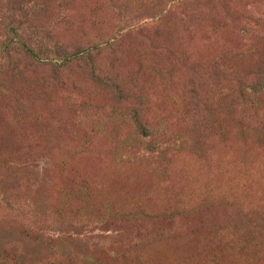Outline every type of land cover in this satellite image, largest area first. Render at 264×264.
<instances>
[{"label":"rangeland","instance_id":"374dc122","mask_svg":"<svg viewBox=\"0 0 264 264\" xmlns=\"http://www.w3.org/2000/svg\"><path fill=\"white\" fill-rule=\"evenodd\" d=\"M0 264H264V0H0Z\"/></svg>","mask_w":264,"mask_h":264},{"label":"trees","instance_id":"16d2710c","mask_svg":"<svg viewBox=\"0 0 264 264\" xmlns=\"http://www.w3.org/2000/svg\"><path fill=\"white\" fill-rule=\"evenodd\" d=\"M146 31H149L148 28H146ZM118 39L114 38V39H108L107 41H105L104 43H101L99 45H92V46H88V47H82L79 48L77 51L70 53L65 59L64 61L59 64V65H66L68 62L70 63H77V62H82V61H92L94 55L96 54V52H100L103 51L105 49H109V50H113L115 48V45L117 44ZM25 49L28 53H30L31 55H33L34 57L38 58V54L31 48H29L27 45H25ZM42 61V59H41ZM124 91V90H123ZM243 91V90H241ZM125 93L122 94V98L128 99L129 97H125Z\"/></svg>","mask_w":264,"mask_h":264}]
</instances>
